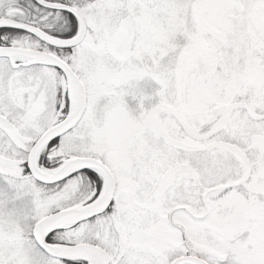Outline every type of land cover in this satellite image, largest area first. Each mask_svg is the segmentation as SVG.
Wrapping results in <instances>:
<instances>
[{
  "label": "snow or ice",
  "instance_id": "1",
  "mask_svg": "<svg viewBox=\"0 0 264 264\" xmlns=\"http://www.w3.org/2000/svg\"><path fill=\"white\" fill-rule=\"evenodd\" d=\"M0 264H264V0H0Z\"/></svg>",
  "mask_w": 264,
  "mask_h": 264
}]
</instances>
